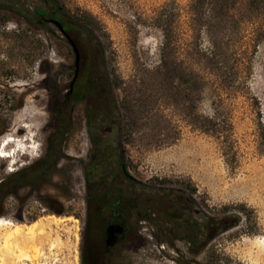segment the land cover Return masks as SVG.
<instances>
[{
    "label": "rangeland",
    "instance_id": "374dc122",
    "mask_svg": "<svg viewBox=\"0 0 264 264\" xmlns=\"http://www.w3.org/2000/svg\"><path fill=\"white\" fill-rule=\"evenodd\" d=\"M12 1L8 0L7 8L0 0V129L7 128L0 133V141L8 134L15 135L16 128L23 125L26 128L14 136L16 141L26 138L32 129L35 143H28L30 152H19L14 159L0 157V180L45 156L57 126L53 110L64 103L76 72L75 53L60 29L53 23L38 26L29 22ZM191 1L59 0L65 13L77 16L88 11L105 31L101 36L106 49L103 66L112 80L121 119L124 125L130 124L121 134L130 174L154 189L184 188L209 215H221L223 207L231 204L246 205L250 215H244L239 226L208 242L197 255L190 252L185 241L173 238L165 220L136 224L132 219L131 223L139 227V237L119 244L112 255L121 264H264V153L259 150L260 133L264 131V40L252 49L237 94H223L225 112L233 117L239 154L236 168L228 165L218 141L193 129L183 120L181 107L169 104L157 80L151 83L163 54L175 57L179 52L174 46L163 49V31L156 26V17L163 8L171 12L177 7L182 22H186ZM36 2H29L24 11L30 17ZM73 34L83 53L81 65L83 57L96 62L94 40L78 27ZM218 94L214 88L206 91L200 105L202 113H213ZM173 125L181 129L179 140L158 146L154 139L172 134ZM105 133L101 136H113L112 132ZM59 145L62 157L57 170L22 188L18 195L7 197L0 216L26 226L40 220L49 225L44 231L35 229L37 240L19 235L14 257L5 256L3 244L12 229L0 227V264H23L20 260L26 257L37 264H76L77 249L81 264L89 196L86 164L95 151L84 102L74 105L71 131ZM121 185L132 193L128 182ZM50 204L59 212L50 210ZM49 216L64 220L52 225L46 219ZM106 227L99 235L102 240L97 235L98 243L103 241ZM140 242L143 244L136 248ZM2 256L6 260H1Z\"/></svg>",
    "mask_w": 264,
    "mask_h": 264
},
{
    "label": "trees",
    "instance_id": "16d2710c",
    "mask_svg": "<svg viewBox=\"0 0 264 264\" xmlns=\"http://www.w3.org/2000/svg\"><path fill=\"white\" fill-rule=\"evenodd\" d=\"M2 1L8 8L9 2ZM163 10L156 17V26L163 31V49L174 46L179 52L175 57L163 54L151 83L157 80L166 91L169 104L181 107L183 120L193 129L215 138L228 165L236 168L239 154L233 117L225 112L227 104L223 94L230 97L237 94L249 68L252 49L264 40V0H192L186 22H182L177 7L171 12ZM19 13L38 26L47 24L44 20H57L71 36L78 27L82 34L94 40L97 61L82 58L73 90L69 89L62 106L53 110L57 126L45 156L0 180V216L7 197L18 195L22 188L36 184L57 170L62 157L59 142L71 131L74 105L84 102L95 151L86 164L89 196L81 264H121L103 248L99 236L110 221L125 228L111 250L139 237V227L131 223L132 219L136 224L139 221L155 224L161 218L170 225L168 230L173 238L185 241L190 252L197 255L208 242L239 226L244 215L250 218L246 205H225L221 215H209L194 194L186 193L184 188L154 189L142 185L130 174L121 141L123 130L130 124L124 125L121 119L112 80L104 69L106 49L101 36L105 31L93 14L88 11L77 16L67 14L59 0H37L31 17L21 9ZM204 36L207 44L203 42ZM212 88L219 93V102L215 101L212 114H204L200 105L206 91ZM6 129H0V133ZM172 130V134L157 136L154 142L158 146L174 144L180 138L181 129L173 125ZM105 132H112L113 136H101ZM260 138L259 150L264 153V131ZM120 182H128L132 193ZM49 209L59 212L54 204Z\"/></svg>",
    "mask_w": 264,
    "mask_h": 264
},
{
    "label": "bare ground",
    "instance_id": "6f19581e",
    "mask_svg": "<svg viewBox=\"0 0 264 264\" xmlns=\"http://www.w3.org/2000/svg\"><path fill=\"white\" fill-rule=\"evenodd\" d=\"M23 113H24V111H22V114ZM17 125H19V124H17ZM22 126L16 128L15 135H19L23 131V129L26 128V127H22ZM26 126H27V129L28 128L30 129L29 125H26ZM31 131H32V129H30L29 135L27 134L28 136L26 138L20 140L19 142L16 141L17 138L14 137L15 136L14 134H8L7 136H5L4 139L2 141H0L1 142L0 143V153H3V155H0V157H2L3 159H6V158L14 159L18 155L17 153H19V152H24V153L28 152L29 149H31V146H28V143H31L32 141L35 143V141H34L35 136L32 135ZM13 143H17V144L13 145ZM9 147H10V149H9ZM11 147H12V149H11ZM31 152L33 154H35L34 150H31ZM12 162H14V161L12 160ZM46 219L48 221L52 222V225L54 223L60 225V223H62V221L64 220V219L58 218L56 216H49ZM0 221H2V223H0V227H7V228H11L12 229L7 234V236L5 237V240H4V243H3L6 257L7 256H12L15 253V250H16L15 248L18 245L17 244V240H18V236L19 235L25 234L24 235L25 237L28 236V238L35 239L36 238L35 229L36 228H41L42 231H44L45 226L49 225L44 220L43 221L42 220L35 221L31 225H28V226L16 223V222H14L12 220H9V219H6V218H0ZM31 239H29L28 241H30ZM37 239H35V240H37ZM12 257H14V256H12ZM3 258L1 260H6V258H4V259ZM23 259H31V258H27L26 257V258H23ZM78 260H79V256L75 255V261H76L75 263H77Z\"/></svg>",
    "mask_w": 264,
    "mask_h": 264
},
{
    "label": "water",
    "instance_id": "95a60500",
    "mask_svg": "<svg viewBox=\"0 0 264 264\" xmlns=\"http://www.w3.org/2000/svg\"><path fill=\"white\" fill-rule=\"evenodd\" d=\"M52 23L55 24L60 31L63 33V35L67 38V40L69 41L74 53H75V58H76V72H75V77L71 83V88L70 91L73 90L74 87V83L79 75V70H80V65H81V53H80V49L77 45V43L74 41V39L72 38V36L66 32V30L64 29V26L57 20H52ZM114 213H116V211H114ZM125 228L122 224H116V223H112L109 224L106 227V245L108 247L114 246L116 244V242L118 241V235L122 234L124 232Z\"/></svg>",
    "mask_w": 264,
    "mask_h": 264
},
{
    "label": "flooded vegetation",
    "instance_id": "af4514ba",
    "mask_svg": "<svg viewBox=\"0 0 264 264\" xmlns=\"http://www.w3.org/2000/svg\"><path fill=\"white\" fill-rule=\"evenodd\" d=\"M8 1V0H7ZM32 0H14L12 1L13 2V5H15L16 7H18L19 9L23 10V11H26L27 10V7L30 6L29 2H31ZM36 6V5H35ZM35 8V7H34ZM45 23H52V22H46V20H44ZM106 134V133H105ZM76 221L79 222L80 224V220L79 219H76ZM114 223L113 221H110L108 223L109 224H112ZM86 225H87V222H86V219L83 220V232H82V247H81V250H82V253H83V246H84V241H85V235H86ZM107 225V226H108ZM79 227V226H78ZM106 238H107V235L105 233V236L103 238V248H105L107 251H109V253L111 254L112 253V248L111 247H108L106 245Z\"/></svg>",
    "mask_w": 264,
    "mask_h": 264
},
{
    "label": "built area",
    "instance_id": "2783aa9c",
    "mask_svg": "<svg viewBox=\"0 0 264 264\" xmlns=\"http://www.w3.org/2000/svg\"><path fill=\"white\" fill-rule=\"evenodd\" d=\"M43 210H46V209H43ZM75 255H78V249L75 251ZM20 263H23V264H37V262H33L31 259L20 260ZM76 264H79V260L77 261Z\"/></svg>",
    "mask_w": 264,
    "mask_h": 264
},
{
    "label": "snow or ice",
    "instance_id": "6c2138e0",
    "mask_svg": "<svg viewBox=\"0 0 264 264\" xmlns=\"http://www.w3.org/2000/svg\"><path fill=\"white\" fill-rule=\"evenodd\" d=\"M0 155H3V153H0ZM0 223H2V221H0Z\"/></svg>",
    "mask_w": 264,
    "mask_h": 264
}]
</instances>
